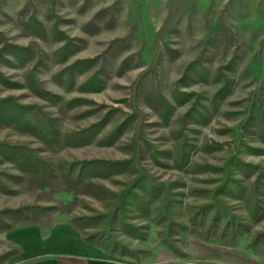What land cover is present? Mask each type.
Here are the masks:
<instances>
[{"label": "rangeland", "instance_id": "1", "mask_svg": "<svg viewBox=\"0 0 264 264\" xmlns=\"http://www.w3.org/2000/svg\"><path fill=\"white\" fill-rule=\"evenodd\" d=\"M132 186L127 224L79 227ZM163 193L181 225L218 196L240 231L169 233ZM23 209L39 216L0 231V264L62 232L147 263L209 242L264 264V0H0V212Z\"/></svg>", "mask_w": 264, "mask_h": 264}, {"label": "trees", "instance_id": "2", "mask_svg": "<svg viewBox=\"0 0 264 264\" xmlns=\"http://www.w3.org/2000/svg\"><path fill=\"white\" fill-rule=\"evenodd\" d=\"M78 167V168H77ZM84 175H86L84 166H76L72 165L67 170L66 176L69 178L75 177L76 180L80 181ZM74 179V178H73ZM229 182L225 181L223 184L217 188V195H224V185H228ZM226 185V186H227ZM142 193L146 192L145 188L140 186H132L128 190H126L123 194L112 196L110 199V204H106L107 213L103 215H98V217L89 218L86 222L80 224L78 226L84 229H98V230H112V226L120 221V224L123 222L127 224V222L121 221V219H125V211L127 209L126 205L130 202L133 206H137V201H140V196L138 192ZM226 191V190H225ZM219 193V194H218ZM129 199V197L133 198ZM159 194H152V199L157 202ZM162 208L157 213L156 217L159 224L166 223L169 233L172 232L175 226H180L181 229L190 230L195 232L196 234L201 235L205 239H210L212 237L224 238L228 234H236L240 231V226L236 227V222L233 221L230 215L227 213V208L224 204L221 203V200H217L218 196H214L211 198V206L207 205V208H202L200 212H188L187 219L189 224L181 225L177 220L182 217L180 214V206L176 204V201L170 200L169 195L163 193L162 195ZM129 199V200H128ZM36 209L44 210L39 207ZM208 209V210H207ZM189 210V209H188ZM147 211V210H146ZM39 214L30 211V209H23L16 211L15 216L4 214L0 212V231L7 230L11 228L14 223H17L22 220H29L31 218H37ZM87 223V224H86ZM103 233V232H102ZM231 234V235H232ZM99 235L98 234H94ZM102 235H99L101 237ZM98 239V238H97ZM95 239V237H87L85 236V241L95 244L98 247H101L106 252H109L111 255L117 252L116 248H110L111 244L101 243L100 240ZM163 245L170 247L175 250L174 246L169 243L165 238H161Z\"/></svg>", "mask_w": 264, "mask_h": 264}, {"label": "crops", "instance_id": "3", "mask_svg": "<svg viewBox=\"0 0 264 264\" xmlns=\"http://www.w3.org/2000/svg\"><path fill=\"white\" fill-rule=\"evenodd\" d=\"M68 228V227H67ZM57 241L48 238L43 244L25 249L24 259L31 260L27 264H186L179 262L174 256L161 247L155 251L154 259L147 263L142 259L133 260L115 257L105 250L91 243L83 241L79 236H69L62 232L57 233ZM62 237V238H61ZM57 242V243H55ZM189 248L188 261L194 264H242L233 260V249L218 246L209 242ZM179 262V263H178Z\"/></svg>", "mask_w": 264, "mask_h": 264}, {"label": "built area", "instance_id": "4", "mask_svg": "<svg viewBox=\"0 0 264 264\" xmlns=\"http://www.w3.org/2000/svg\"><path fill=\"white\" fill-rule=\"evenodd\" d=\"M186 264H194L192 261H187Z\"/></svg>", "mask_w": 264, "mask_h": 264}]
</instances>
